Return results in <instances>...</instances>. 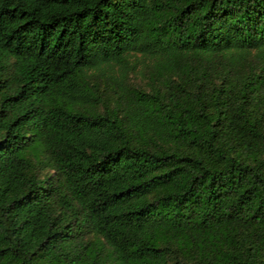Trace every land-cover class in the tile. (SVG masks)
<instances>
[{
	"label": "trees",
	"instance_id": "trees-1",
	"mask_svg": "<svg viewBox=\"0 0 264 264\" xmlns=\"http://www.w3.org/2000/svg\"><path fill=\"white\" fill-rule=\"evenodd\" d=\"M0 264H264V0H0Z\"/></svg>",
	"mask_w": 264,
	"mask_h": 264
},
{
	"label": "rangeland",
	"instance_id": "rangeland-1",
	"mask_svg": "<svg viewBox=\"0 0 264 264\" xmlns=\"http://www.w3.org/2000/svg\"><path fill=\"white\" fill-rule=\"evenodd\" d=\"M138 61V60H137ZM131 64L134 63V59H130ZM143 60L137 62V66L134 70L130 67L128 69H119L115 67L112 70H106L101 73V75H95V83L99 85L100 91H108L118 86L121 83H124L125 86H143V76L141 75L140 71L142 69ZM112 94V91H110Z\"/></svg>",
	"mask_w": 264,
	"mask_h": 264
}]
</instances>
